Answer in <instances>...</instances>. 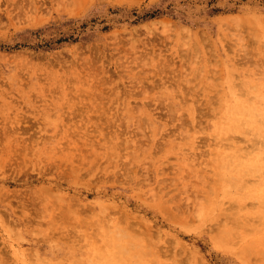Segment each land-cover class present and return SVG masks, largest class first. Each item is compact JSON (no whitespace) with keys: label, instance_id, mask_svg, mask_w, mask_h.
<instances>
[{"label":"rangeland","instance_id":"1","mask_svg":"<svg viewBox=\"0 0 264 264\" xmlns=\"http://www.w3.org/2000/svg\"><path fill=\"white\" fill-rule=\"evenodd\" d=\"M254 100L264 0H0V264H264Z\"/></svg>","mask_w":264,"mask_h":264},{"label":"bare ground","instance_id":"2","mask_svg":"<svg viewBox=\"0 0 264 264\" xmlns=\"http://www.w3.org/2000/svg\"><path fill=\"white\" fill-rule=\"evenodd\" d=\"M92 94H93V92H92ZM252 100V99H251ZM249 104H251V106H253L258 112H260V114L261 115H259V117H257V118H254L255 119V121L258 123L257 125H258V127L257 128H262L263 130H264V128H263V126H264V108H262L261 106H259L258 105V101H252V103H249ZM243 106L245 107V105L243 104ZM263 106H264V104H263ZM183 108V107H182ZM247 109L248 110H246L245 108H243V110L244 111H249L250 109H251V107H250V105H247ZM235 110V109H234ZM252 111H254V110H251V111H249L250 113H252ZM263 113V114H262ZM259 120H260V122H259ZM235 156V155H234ZM248 157V156H247ZM234 158H236L235 160H233V165H234V167L235 168H237V167H245V166H242V165H244L243 164V162H245V164H248V163H251V160H252V158L248 161V159L250 158V156L245 160V161H243L242 159L244 158V157H239V155L238 154H236V156L234 157ZM242 164V165H241ZM252 164H255V161L254 162H252ZM232 164H231V162L230 163H228L227 164V169H228V166H231ZM233 178L235 179V176H233ZM252 185H253V183H252ZM239 216L242 218V220L241 219H239V217L237 216V220L236 219H233V220H236L235 222H237L236 223V225L235 226H237L238 225V223L241 225V223L243 222V225H242V227L244 226V224L246 223V225L245 226H250L247 222L252 218L251 216H249L247 213H244V212H242V211H239ZM240 221H241V223H240ZM233 224H235L234 222H233ZM240 225H238V226H240ZM248 229L247 227H243L242 229ZM225 231H224V234L226 235V234H228V232H229V230H226V229H224ZM224 235V236H225ZM249 236V235H248ZM224 243V242H223ZM225 245H227V243H226V241H225V243H224Z\"/></svg>","mask_w":264,"mask_h":264}]
</instances>
